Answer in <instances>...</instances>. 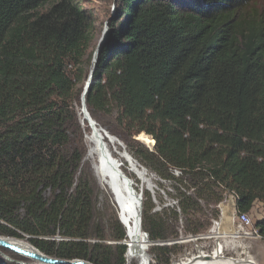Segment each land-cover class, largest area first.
<instances>
[{"label":"trees","instance_id":"trees-1","mask_svg":"<svg viewBox=\"0 0 264 264\" xmlns=\"http://www.w3.org/2000/svg\"><path fill=\"white\" fill-rule=\"evenodd\" d=\"M116 1L84 103L93 119H113L142 165L175 181L180 213L153 212L143 192L149 239L206 231L223 199L216 183L237 194L239 212L264 204V3ZM95 29L81 0H0V235L59 258L125 264V228L98 210L83 163L79 107ZM255 224L264 237V217ZM149 250L170 264L179 246Z\"/></svg>","mask_w":264,"mask_h":264},{"label":"rangeland","instance_id":"rangeland-1","mask_svg":"<svg viewBox=\"0 0 264 264\" xmlns=\"http://www.w3.org/2000/svg\"><path fill=\"white\" fill-rule=\"evenodd\" d=\"M81 1H82V5L85 8L91 10V12L93 13V15L95 17V27H96L95 34H94V39H93V43H92V47H91V53H92L91 61H90V64H87L84 67L85 71H86V75H85V78H84V81H83V84H82V87L84 88L87 76H88L90 68L92 66L93 52H94V50L96 48V45L98 43L99 38L102 35V32L104 30L106 21L109 20V18L113 17V15H114V12H115L114 8H115V6L117 4V1L116 0H81ZM253 1L257 2V3H264V0H253ZM48 5H49L48 2L44 3V6H48ZM82 91H83V89H82ZM93 120L96 121L103 128V131L106 130L105 131L106 133H108V134L110 133L111 136L113 135V137L117 138L122 144V150H125L126 153L128 154V156H131L133 159H135L139 163V160L137 158H135V156L133 154H130L128 152L127 147H126V141L124 140V137L121 134L113 131L114 130L113 126L115 125V122L113 121L112 118H109V117L104 116V115H99L98 119H93ZM80 123H81V121H80ZM81 125L83 126L82 123H81ZM86 133L87 132H85L84 136H83L84 137V141H85V147H86V150H85V153H84V157H83V163L85 164V166L87 167V169L89 170V172L91 173L92 177L95 180V186H96V191H97L96 200H97L98 210L104 215H111V214L112 215L113 214L116 215L119 223H121L120 220H119L120 209L118 208V206L115 205V203L113 201V198H112V194L109 192V190L107 188L102 186V184L100 183V180L98 179L97 174L94 171V167H93V163L95 161L94 158H92V157L88 158L87 157V151H88V148H89V143H88L87 138H86ZM138 135L133 136V138L137 139L138 141H140L142 143H144L150 149L154 146V145L152 146L153 142L150 143V144L143 142L141 139L138 138ZM147 136L151 139V137L149 135H147ZM113 147L116 148L115 145H113ZM120 148L121 147L116 148L117 149V154L116 155H118V152L122 151V150H119ZM119 161L121 163L120 170L122 171L124 176L127 177L128 181L133 185L134 190L136 191V193L137 194L140 193V188H142V193H143V191H147L148 192V189H146L145 186L141 185V181H140V179H138L139 177L136 175V173L134 174V172L129 169V165H128L127 161L124 160L123 158H120ZM154 182L156 183V185H158V188H159L158 191L155 189L154 197H152L155 200V202L157 203V205H159V206H162V204L163 205H167V206H164L162 209L175 207V206H173V203H174L173 201L174 200H172V199H178L176 197V195H175V191H174V188H173V185H174L173 183H175V181L173 183H161V182H159L158 184H157V181H154ZM176 185H178V184H176ZM178 186H179V188H180V190L182 192L183 191H188L187 190L188 188L186 189V188H184V186L181 187L182 186L181 184H179ZM216 186L217 187L215 188V190L216 191H222L220 193L223 196V199L219 203H217L216 206H215L217 211H218V214H219V206L221 204H223V202H225V200L228 197H230V194H231L232 190H229L226 187H224V186H222V185H220L218 183H216ZM160 190H162L163 192H161ZM136 193L134 192L135 197H137V198L139 197V199H140L139 200L140 201V203H139V218H140V225H141L142 203H143L145 197H144V194H142V196L140 198V195L138 194L139 195L138 196ZM193 193H195V188H194V190L192 192L189 193V195H192ZM152 202H154V201H152ZM201 203H203V201H201ZM176 209H177V212L180 213L179 207H176ZM254 212H255V209H252L251 211H249V215L251 216L252 219L255 216L253 215L254 216L253 217L250 213L255 214ZM233 215H234V213H233ZM216 218H218V216L213 217L210 220L209 227L206 229V231L201 232V233H207L208 230L210 229V227L212 226L213 220H215ZM232 224H233V227H234L233 216H232ZM121 225H122V223H121ZM141 231L145 232L142 228H141ZM125 234H126V230H125ZM187 235H195V234H186V235L185 234H183V235L181 234L177 238L168 239V240L169 241L181 240L182 238H184V236H187ZM180 236L182 238H179ZM3 237L7 238L10 241L23 243V244H25L27 246H31L32 245L31 243H29L24 238H12V237H8V236H3ZM55 238L59 239L60 237L56 235ZM126 239H127V237H126ZM126 239H125V241H126ZM262 239L264 240V237ZM107 241H109V240H107ZM161 241H164V240H161ZM121 242L124 243V244L126 243L124 241H121ZM175 244L179 246V250H177L176 254L173 255L172 260L170 261V264H172L173 261L177 263L180 260H184L185 256L182 255V250L186 249V250H190L191 252L192 251L194 252V250L196 248L209 249V248H211L212 242L210 240L207 241V240H202V239H200V240L199 239H196V240L194 239L192 241H184V242L178 241ZM146 245H147V250H149L151 245L150 244H146ZM125 246H126L128 255H129V253L131 254L130 247H129V250H128L126 244H125ZM250 249H251L250 247L247 250H244L242 248H239V249L227 248V249H223L222 252H223V256H225L227 258L230 257L232 260H236V259H245V260L251 259V260H254V258L251 255ZM14 253H16V252H14V251H12L10 249H7V248L0 247V258L4 262L12 263V264H38V262H36V261H34L32 259H29L27 257H24V256H23V258H17L14 255ZM127 258H128V260H132L133 259L132 255L131 256L129 255V257L127 256ZM124 259H125V264H127L126 263L125 254H124ZM147 262H148V259H147ZM147 262H146V264H147ZM128 264H136V261L132 260Z\"/></svg>","mask_w":264,"mask_h":264},{"label":"bare ground","instance_id":"bare-ground-1","mask_svg":"<svg viewBox=\"0 0 264 264\" xmlns=\"http://www.w3.org/2000/svg\"><path fill=\"white\" fill-rule=\"evenodd\" d=\"M105 33V28L102 35ZM84 88L80 97V107L79 116L80 121L83 126L88 127V132L86 133V138L89 143V148L87 151V157L94 158V171L100 180L102 186L107 188L112 194L113 201L116 206L120 209L119 220L126 230V245L131 249L132 257L137 254L142 255V261L139 264H146L147 257L145 256L146 244L148 243V238L141 231L140 218H139V197H135L133 185L128 181L127 177L124 176L120 170V158L127 161L129 169L136 173L141 181V185L149 188V180L145 178L143 172L137 169L134 162L128 154H125V150H122L121 142L111 136V134L103 131V128L92 118L89 119L85 109L84 103ZM85 129V128H84ZM138 138L145 143H152V138L150 139L147 135L140 133ZM116 148L121 147L118 152ZM87 160V159H86ZM188 181V180H187ZM129 183V184H128ZM185 188V187H184ZM137 194V193H136ZM138 195V194H137ZM139 196V195H138ZM179 200V199H178ZM235 200V199H234ZM226 201V200H225ZM228 201H226L227 203ZM218 206V205H217ZM226 206V205H225ZM181 215V214H180ZM218 216V215H217ZM169 241V240H168ZM12 243V242H11ZM14 244L22 247L23 249H28L29 247L23 243L14 242ZM124 244V243H123ZM151 245V244H150ZM161 245V244H160ZM182 264V263H175ZM187 264H252L249 260L245 259H223L217 258L211 261L204 262L202 259L192 260Z\"/></svg>","mask_w":264,"mask_h":264},{"label":"built area","instance_id":"built-area-1","mask_svg":"<svg viewBox=\"0 0 264 264\" xmlns=\"http://www.w3.org/2000/svg\"><path fill=\"white\" fill-rule=\"evenodd\" d=\"M125 154H127L125 152ZM130 158H132L130 156ZM134 165L136 166L137 169H140L145 178L149 180V188L148 192L151 200L155 202V200L152 198L154 197V192L155 189L158 191V185H156V183L154 181H157V184L159 182L161 183H173L174 179L173 178H161L160 176H158L157 174H155L154 172L150 171L149 169H147L144 165H142L140 162V164L133 159ZM171 174L174 178H181L183 173L182 170L179 168H170ZM135 174V173H134ZM139 179V178H138ZM153 181V182H152ZM183 187V185L181 186ZM186 188V187H185ZM187 189V188H186ZM188 191H183L186 194H189L190 192H192L194 190V187H190L187 189ZM161 192H163L162 190H160ZM144 192V191H143ZM140 195V198L142 196V188H140V193H138ZM231 197H233L235 200L237 198V194L234 191H231ZM174 200L173 202V206L177 207L178 205V199H172ZM153 202V203H154ZM167 206V205H163L159 206L157 205V203H154V207H153V212H160L162 211L163 207ZM162 209V210H161ZM222 221H223V210L221 208V205L219 206V214H218V218H216L215 220H213L212 226L210 227V229L208 230L207 233H200V234H195V235H187L184 236V238H182L181 236L179 238H182L181 240H173V241H161V240H156V241H151L148 237L147 232H143V234L148 238V243L147 244H167V245H171L172 243L175 244L178 241L184 242V241H192V240H196V239H202V240H210L212 242L211 248L209 249H201V248H196L194 250V252L190 251V250H182V255L185 256L184 260H180L177 263H181L189 258L192 257H196L199 254H203V255H214V254H219L221 256H223V249H227V248H231V249H239L242 248L244 250H247L250 246V240L253 239H262L263 236L260 233L258 227L255 224V221L251 218V216L249 215L248 212H239L236 209V204H235V210H234V215H233V222H234V227L231 230H225L222 228ZM125 242V239L123 240ZM128 248V247H127ZM196 251V252H195ZM127 253V249L125 251V256ZM145 256L148 259L147 264H155V259L153 254L147 250V245H146V249H145ZM134 261H136V264L141 263L142 259V255H138L135 254L133 256ZM130 260V261H132ZM127 261V259H126ZM176 262H172V264H175Z\"/></svg>","mask_w":264,"mask_h":264},{"label":"water","instance_id":"water-1","mask_svg":"<svg viewBox=\"0 0 264 264\" xmlns=\"http://www.w3.org/2000/svg\"><path fill=\"white\" fill-rule=\"evenodd\" d=\"M104 28H105V33H104V35H101V37L99 38L98 43L96 45V48L93 52L92 66L90 68L89 74H88L87 79H86V83L84 85V89H85L84 95L88 91V88L91 84L92 73H93V69L95 67L97 58H98V53L100 51V48L108 40V37L110 34L108 20L106 21ZM85 109H86V107H85ZM86 113L88 115V118L91 119L92 117L90 116L87 109H86ZM153 145H154V140H153L152 146ZM0 247L10 249V250L20 254L21 256L27 257L29 259H32V260L38 262V264H94V263L89 262V261L84 260V259H78V258L66 259V258H59L56 256L47 255L32 245L28 246L29 247L28 249H23L22 247L14 244V241H10L3 236H0ZM217 258L231 259L230 257L227 258V257L221 256L219 254H214V255L199 254L198 256L189 258V259H187L181 263L187 264V263L191 262L192 260H196V259H202V260H204V262H207V261H211V260L217 259ZM248 260L252 264H257L254 260H251V259H248Z\"/></svg>","mask_w":264,"mask_h":264},{"label":"crops","instance_id":"crops-1","mask_svg":"<svg viewBox=\"0 0 264 264\" xmlns=\"http://www.w3.org/2000/svg\"><path fill=\"white\" fill-rule=\"evenodd\" d=\"M226 201H228L226 203ZM223 204H221V208L223 210V221H222V228L225 230H231L233 228L232 224V216L235 210V200L233 197H228ZM226 205V206H225ZM255 209V214L250 213L254 218L253 220L256 222V220L261 219L264 217V204L255 201L251 210ZM250 210V211H251ZM250 252L252 257L254 258V261L257 264H264V240L263 239H253L250 240Z\"/></svg>","mask_w":264,"mask_h":264},{"label":"clouds","instance_id":"clouds-1","mask_svg":"<svg viewBox=\"0 0 264 264\" xmlns=\"http://www.w3.org/2000/svg\"><path fill=\"white\" fill-rule=\"evenodd\" d=\"M123 241V240H122ZM125 254V253H124Z\"/></svg>","mask_w":264,"mask_h":264}]
</instances>
